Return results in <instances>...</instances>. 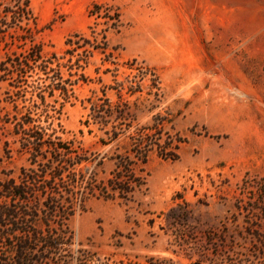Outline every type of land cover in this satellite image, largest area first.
Instances as JSON below:
<instances>
[{"label": "rangeland", "instance_id": "374dc122", "mask_svg": "<svg viewBox=\"0 0 264 264\" xmlns=\"http://www.w3.org/2000/svg\"><path fill=\"white\" fill-rule=\"evenodd\" d=\"M95 3L120 8L123 26L108 33L112 54L85 63L66 42L92 38ZM165 35L190 39L191 71L178 57L158 64ZM106 98L116 110L95 120ZM170 140L176 161L159 155ZM116 154L133 161L134 198L91 197L67 221L71 243L39 246L35 264H264V0H0V183L35 170L43 201L76 191V174L106 183Z\"/></svg>", "mask_w": 264, "mask_h": 264}, {"label": "trees", "instance_id": "16d2710c", "mask_svg": "<svg viewBox=\"0 0 264 264\" xmlns=\"http://www.w3.org/2000/svg\"><path fill=\"white\" fill-rule=\"evenodd\" d=\"M28 5L29 3H27ZM90 16L96 19L94 24L90 26L92 38H86L84 34L76 33L66 42L67 45L71 46L70 49L66 50V55L73 56L77 48H84L85 63H88L95 50L107 56L112 54L108 51L110 47L108 33L112 29L119 31L123 26L120 8L110 3H95L90 11ZM100 18L103 21H99ZM82 38H84V44L81 46L80 42L77 41ZM35 54L36 59L34 61L43 58L41 45H38ZM79 66V69H83L82 65ZM146 71L151 72L155 78V87L157 88L155 95L159 96L161 87H159V81L156 79V73L151 67H146ZM81 78H85V74L81 73L80 78L77 79L74 85H77ZM118 85H120L119 96L121 98L124 87L121 83ZM66 89L60 90L64 93ZM136 92H141V90L135 89L131 91L130 95ZM104 95L106 97V94ZM105 102L108 103V107L104 103H93L91 110L94 113L95 120L100 114L101 117L114 114L113 111L116 110L114 109L116 105H113L108 98ZM29 123L31 124V122ZM107 124L108 121L103 123V126L105 127ZM113 129L114 131H106L108 136L106 140L100 138L102 143L107 144L119 138L121 133L117 131V125ZM30 137L37 143L42 142L40 148H42L43 142L46 144L43 137L40 138L36 135ZM145 142L136 139V145L141 153L146 148ZM158 146L160 147V157L165 160H178L179 157L176 153L178 144L170 140ZM146 158L144 156L142 159L144 164L147 162ZM103 159L99 161L97 166L103 164ZM112 160H115V168L111 172V178L106 183L98 181L96 174L89 178H85V175L79 177L80 174H76V179L73 180L74 185L72 184L74 188H77L76 191H69L67 186H63L60 192L55 193L56 195H48L43 201L40 198L38 199L39 192L36 189L35 182L39 174L35 170L24 173L19 183L14 179L0 183V247L8 251L6 256L0 255V264H35L34 253L39 246L53 249L71 243L70 239L73 238V234L67 225V221L76 214L77 207L84 212L86 203L91 197L132 200L136 191L142 186L137 177L134 176V171L131 168L133 161L121 154L114 155ZM84 162L86 160L80 158L76 160L74 165L78 167ZM58 177L62 178L63 174L54 175V178ZM41 222L44 226L40 225ZM52 223L57 224L55 228L58 231H54L55 228L52 227Z\"/></svg>", "mask_w": 264, "mask_h": 264}, {"label": "crops", "instance_id": "0c3cea01", "mask_svg": "<svg viewBox=\"0 0 264 264\" xmlns=\"http://www.w3.org/2000/svg\"><path fill=\"white\" fill-rule=\"evenodd\" d=\"M180 33L177 29L176 34ZM152 54H154V58L157 60L158 64L161 65L164 62V59L169 57H178L179 59H183L184 61V67L186 63V67L188 70H192L193 66L195 65V49L192 45V42L189 38H186L185 36H169L165 35L164 38H159L157 40L153 41L152 46ZM140 52H142V49H140ZM144 55L148 58L150 55L148 53H145L147 51H143ZM176 59V58H174ZM194 64V65H193ZM182 67L181 63H178L177 67ZM197 66V65H196Z\"/></svg>", "mask_w": 264, "mask_h": 264}]
</instances>
